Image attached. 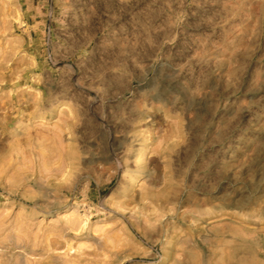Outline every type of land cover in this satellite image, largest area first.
Returning a JSON list of instances; mask_svg holds the SVG:
<instances>
[{
    "label": "rangeland",
    "instance_id": "374dc122",
    "mask_svg": "<svg viewBox=\"0 0 264 264\" xmlns=\"http://www.w3.org/2000/svg\"><path fill=\"white\" fill-rule=\"evenodd\" d=\"M0 264H264V0H0Z\"/></svg>",
    "mask_w": 264,
    "mask_h": 264
},
{
    "label": "bare ground",
    "instance_id": "6f19581e",
    "mask_svg": "<svg viewBox=\"0 0 264 264\" xmlns=\"http://www.w3.org/2000/svg\"><path fill=\"white\" fill-rule=\"evenodd\" d=\"M145 152H147V149H146V148H143V154H144Z\"/></svg>",
    "mask_w": 264,
    "mask_h": 264
}]
</instances>
